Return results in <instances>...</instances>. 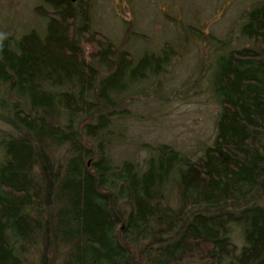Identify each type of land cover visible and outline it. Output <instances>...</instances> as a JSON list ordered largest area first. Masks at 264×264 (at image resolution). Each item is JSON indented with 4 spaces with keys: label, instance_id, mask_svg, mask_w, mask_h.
<instances>
[{
    "label": "trees",
    "instance_id": "trees-1",
    "mask_svg": "<svg viewBox=\"0 0 264 264\" xmlns=\"http://www.w3.org/2000/svg\"><path fill=\"white\" fill-rule=\"evenodd\" d=\"M41 3L42 29L0 28V264H264V0L205 37L182 93L216 107L198 155L124 143L200 28L133 53L93 0Z\"/></svg>",
    "mask_w": 264,
    "mask_h": 264
},
{
    "label": "rangeland",
    "instance_id": "rangeland-1",
    "mask_svg": "<svg viewBox=\"0 0 264 264\" xmlns=\"http://www.w3.org/2000/svg\"><path fill=\"white\" fill-rule=\"evenodd\" d=\"M255 1L257 0H93L94 27L104 31L133 53L145 47L157 49L162 42L175 38L177 33L179 41L181 28L184 26L203 31L202 39L186 42L181 47V55L173 61L174 66H170L171 71L166 74V85L161 90L165 95L168 93V101L162 106L160 102L154 101L143 102L139 106L140 112L144 113L142 120L131 123L125 136L128 142L124 143L130 145L134 153H145V150L140 149L142 143L165 141L198 155L199 144L210 142L216 107L205 95L184 98L182 93H190L192 89H199L201 92L203 89V85L200 88L195 85L201 75L196 73L194 66L202 53L210 48L206 35L211 33L223 37L228 32L234 33V22L240 21L242 9ZM41 2L42 0H0V28L14 35L30 27L43 28V18L35 9L39 6L46 7ZM116 148L118 150L122 146ZM117 150L114 151L116 157L122 154ZM236 233L233 238L239 243L241 238Z\"/></svg>",
    "mask_w": 264,
    "mask_h": 264
}]
</instances>
